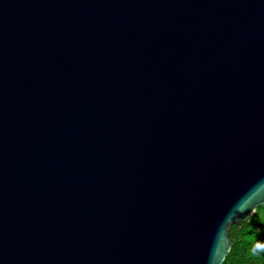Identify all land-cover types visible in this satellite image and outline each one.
Listing matches in <instances>:
<instances>
[{"label": "water", "instance_id": "1", "mask_svg": "<svg viewBox=\"0 0 264 264\" xmlns=\"http://www.w3.org/2000/svg\"><path fill=\"white\" fill-rule=\"evenodd\" d=\"M264 203V0H0V264H222Z\"/></svg>", "mask_w": 264, "mask_h": 264}, {"label": "trees", "instance_id": "2", "mask_svg": "<svg viewBox=\"0 0 264 264\" xmlns=\"http://www.w3.org/2000/svg\"><path fill=\"white\" fill-rule=\"evenodd\" d=\"M230 248L222 264H264V203L229 228Z\"/></svg>", "mask_w": 264, "mask_h": 264}]
</instances>
